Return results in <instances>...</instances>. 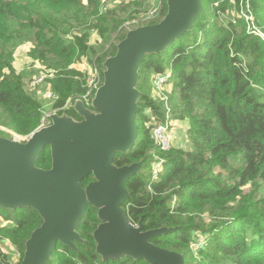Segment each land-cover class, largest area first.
Returning a JSON list of instances; mask_svg holds the SVG:
<instances>
[{"label":"trees","instance_id":"1","mask_svg":"<svg viewBox=\"0 0 264 264\" xmlns=\"http://www.w3.org/2000/svg\"><path fill=\"white\" fill-rule=\"evenodd\" d=\"M250 1L254 22L264 32V0ZM201 2L193 28L162 52L146 55L138 66L137 140L131 149L116 153L112 164L142 166L126 181L128 196L121 207L129 222L141 223L144 231L172 229L149 239L160 248L185 257L192 253L191 245L205 240L196 251L199 261L185 258V264H264V194L243 196L241 190L248 182L264 180V39L250 35L247 21L238 14L234 20H222L226 0ZM162 3L163 12L148 25L165 16L166 0ZM124 13L118 6L105 9L101 0H0V121L29 133L41 118L38 97L28 91L23 75L12 65L19 45L30 42L29 57L54 70L48 82L57 96L54 107H61L68 98L84 93L85 79L70 68L71 63L80 55L114 56L113 39L122 41L125 34L112 35L124 23ZM91 30L101 37L99 51L88 45ZM169 68L181 111L195 113L197 126L186 148L162 151L145 127L149 117L142 105L146 101L150 113L159 118L161 106L148 101L144 85L151 74ZM67 114L82 119L72 108ZM156 155L164 162L153 180L151 159ZM237 157L239 166H231L230 160ZM35 166L51 167L49 146L39 153ZM222 171L227 178H222ZM89 178L94 179L90 174L80 185ZM255 192L264 193L258 187ZM228 200L237 201V206H228ZM7 212L12 222L1 231L23 254L26 241L43 220L31 207ZM99 223L97 210L87 204L76 228L83 241H74V247L57 243L45 264H149L131 258L104 262L95 252L92 236Z\"/></svg>","mask_w":264,"mask_h":264},{"label":"water","instance_id":"2","mask_svg":"<svg viewBox=\"0 0 264 264\" xmlns=\"http://www.w3.org/2000/svg\"><path fill=\"white\" fill-rule=\"evenodd\" d=\"M201 1L166 0L167 12L159 23L131 30L119 42L115 55L104 63V81L93 100L96 114L77 100L75 111L81 120L54 116L52 124L34 133L26 144L0 141V206L31 207L43 220L25 243L22 264H45L58 242L73 247L88 203L100 221L93 237L104 262L131 256L149 264H184L181 254L149 241L172 229L144 231L141 223L129 222L121 205L128 196L125 183L139 164L116 167L112 159L137 140L134 118L140 94L134 87L144 55L162 52L192 29ZM47 145L51 167L41 170L35 160ZM90 174L94 180L83 189L80 182Z\"/></svg>","mask_w":264,"mask_h":264},{"label":"rangeland","instance_id":"3","mask_svg":"<svg viewBox=\"0 0 264 264\" xmlns=\"http://www.w3.org/2000/svg\"><path fill=\"white\" fill-rule=\"evenodd\" d=\"M226 1H227L226 11L224 14L221 13L220 15L222 20H224L225 18L227 20H230V19L234 20L235 16L238 14L239 16L244 17L245 20L247 21L246 31L249 32L250 35L254 37H259L261 40H263L264 32L259 26H257V23L254 22L255 18L252 13L251 1L250 0H239L238 6L236 5V0H226ZM107 3L110 4V8H112V6H118L120 7V9L125 10L124 17L122 18L124 23L122 24V26L119 27V29L115 33H113L112 35L113 37H115L117 34H125L126 36L131 30H134L141 26L148 25L152 21L157 20L164 9L162 0H107ZM121 6H126V7H121ZM107 8L108 7H106V9ZM236 8L238 10H236ZM102 9L103 7H101V10ZM197 38H201V34H198ZM87 40H88V45L94 46L96 48V51H99V47H100L102 40L99 34L96 32V30H91L90 35ZM119 42H117L116 39H113V44H115L116 47L118 46ZM27 43H30V42H27ZM17 48L15 50L16 52L12 54L13 55L12 65L15 60L14 55L18 53L19 51L17 50ZM31 49H32V44L30 45L29 51ZM29 51L22 52L20 56L21 67H23V69H21L19 72L24 77L25 86L28 89V91L34 94L36 97H38L40 108H41V118H40L38 125L33 130L29 131V133L18 132L9 123L0 121V141L1 142L26 144L34 133L39 131L41 128L52 124V117L54 116L55 117H68L71 119V117L67 114V111L71 108L75 111V104L77 100H80L83 106L90 113L96 114L98 112L93 106V100H94L95 94L97 90L99 89V87L97 89L91 90L90 93H88V89L90 90L89 85H87L89 73H90V70L93 68V66H96L100 73V82L102 85L104 81V70H105L104 63L111 56L103 57L102 54H98L97 56L96 54L94 56H91V54H88V56H85V55L77 56L75 58V61L71 63L70 68H73L75 72L81 74L83 76L82 78L85 79L86 83H83L84 93L80 97L68 98L65 104L61 107H54V104L57 101V96L55 95L54 99H48L42 94L46 88H50V84L48 81L53 78L55 72L54 70L47 69L46 66L43 65L40 61L34 60L31 57H29L28 55ZM146 55L148 54H145L144 57ZM137 72H138V68H137ZM165 72L170 73V77L160 90H157L153 87L152 77L155 74H161V73L151 74L149 76V81L146 80V84L144 85V88L148 86L147 93L150 98L148 99V101L150 100L151 102H154V103L158 102L156 104L161 106V115H159V118H157L156 116H153L150 113L151 111L147 106L148 103L146 101L145 103H143L142 110L147 115V117H149L148 121L145 123V127H148L150 123L163 122L166 120L169 123L170 130H171L172 148H180V149L186 148L187 146L186 144L188 142L190 133L197 126L196 116H195V113H184L183 111H181L182 109L180 107L178 89L174 84V80L171 78L172 70H170L169 68ZM40 74L42 75L46 74L47 76H44V81L42 82V84L38 85L35 89H31L29 87V82L33 79V77L38 76ZM144 76L146 77V75ZM138 81H139V74H138L137 83L134 87L136 91L138 90L137 92H139V89L137 88ZM71 120L73 122H77V120H74L73 118ZM49 149H50V146H49ZM151 160H152V164H156L157 166L160 167V165H162V163L164 162V157L161 155H156V156H153ZM230 161H231V164H230L231 166L233 167L239 166L238 157L236 159H231ZM135 163L139 164V169L137 170L139 171L142 166V163L141 162H135ZM160 169L162 170V166ZM214 174L218 175L219 174L218 170H215ZM227 177H228L227 173L222 171V178H227ZM91 180L92 178L91 179L89 178L86 181L84 180L85 186L81 185V187L85 189L86 185L92 182L94 179L92 181ZM233 183L234 181L231 182V184ZM254 183L259 188V191H264V180L257 179V180H254L253 182L246 183V185H244L241 188L243 196L254 195L256 198L263 196L264 193L262 192L261 193L258 192L256 194L255 190L257 187L255 188V186H253ZM227 204L228 206L235 207L237 206L238 203L235 200H228ZM9 210H12V209H9ZM7 215H8V212L6 208L0 209V262L1 264H22V261L24 258V252L22 254V252L13 243L10 236L6 232L1 231V229H3L7 225H10L12 222V220H9L6 218ZM204 216H206V214ZM76 233L79 236L78 241L79 242L83 241V239L81 238L77 230H76ZM92 236H93V233H92ZM202 243L205 244V240L197 241L195 244L191 245L190 248H191L192 253L190 254L189 252H186L185 257L183 253H179L183 256L184 264H185V258L191 259L192 262L199 261V255L196 251L200 248ZM60 244H63V243H60ZM73 247H74V244H73ZM95 252H96V247H95ZM100 257L102 258L101 255ZM126 258H131L132 260H136L131 256H122L118 259L111 260V262L113 261L119 262Z\"/></svg>","mask_w":264,"mask_h":264},{"label":"built area","instance_id":"4","mask_svg":"<svg viewBox=\"0 0 264 264\" xmlns=\"http://www.w3.org/2000/svg\"><path fill=\"white\" fill-rule=\"evenodd\" d=\"M44 76H47L46 74L38 75L33 77V79L29 82V87L31 89H35L38 85L42 84L44 81ZM170 77V73L164 72L161 74H155L152 77V84L153 87L157 90H160L162 86L167 82V80ZM90 90L88 89V93H90L91 90L97 89L101 86L100 82V73L96 66H93V68L90 70L88 83ZM48 99H54L55 94L50 90V88H46L42 94ZM150 128V137L156 147L161 149L162 151H168L172 148V136H171V130L169 123L165 120L163 122H154L150 123L148 125ZM161 165L160 167L156 164H153L152 171H151V177L152 179L158 178L159 174L161 173ZM199 247V246H198Z\"/></svg>","mask_w":264,"mask_h":264},{"label":"crops","instance_id":"5","mask_svg":"<svg viewBox=\"0 0 264 264\" xmlns=\"http://www.w3.org/2000/svg\"><path fill=\"white\" fill-rule=\"evenodd\" d=\"M102 3H103V6H104L105 9H106V7L110 8V4L107 3V0H102ZM112 7H114V6H112ZM30 45H31V43H26V44H23V45H21V46H19L17 48V50H19V51H18V53H16L14 55L15 56V60L13 62L14 68H15V70L17 72H19L21 69H23V67H21V59H20V56H21L22 52L29 51Z\"/></svg>","mask_w":264,"mask_h":264}]
</instances>
